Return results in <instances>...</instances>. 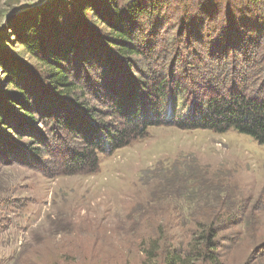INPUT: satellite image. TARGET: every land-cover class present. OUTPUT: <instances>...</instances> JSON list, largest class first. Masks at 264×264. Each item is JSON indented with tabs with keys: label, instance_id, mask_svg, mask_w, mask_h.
<instances>
[{
	"label": "rangeland",
	"instance_id": "obj_1",
	"mask_svg": "<svg viewBox=\"0 0 264 264\" xmlns=\"http://www.w3.org/2000/svg\"><path fill=\"white\" fill-rule=\"evenodd\" d=\"M164 1L157 4L161 6L159 20L145 18L138 28L147 37L155 38L156 52L166 57L170 45L175 43L180 48L181 41L189 42L186 46L192 47L183 52L187 59H193L194 53L200 56L202 50L214 46L226 48L224 62L232 65L246 60L245 67H241L252 78L250 94L264 97L263 10H260L263 11L261 22L257 23V28L263 31L256 36L251 32L256 28L255 20L225 19L240 11V3L231 6L230 11L223 3L219 12L212 0H203L200 6L199 0ZM91 2L0 0V59L24 71L22 87L35 98L31 100V111L36 119V122L28 119L9 101V94H15L14 87L0 61V114L4 113L6 125L11 126L4 130V125H0V264H161L162 258L150 263L146 259L147 252L154 249L153 240L159 239L163 245L166 237L180 239L187 234V228L182 229L184 222L202 216L213 219L222 209V215L227 209L232 211L235 225L221 234L225 236L220 238L221 264H264V145L235 130L214 133L168 125L151 127L145 138L112 155H101L99 170L94 174L46 175L54 174L55 155L46 156L45 152L49 154V150L57 148L50 118L45 114L54 93L47 89L43 65L21 44L22 35L27 27L40 26L48 43L55 48L58 43L53 41L50 23L54 19L55 24L62 16L66 19L60 23L65 28L60 33L59 45L72 43L74 38L70 42L69 38L78 36L85 46L95 45L94 50L100 54L105 50L108 31L95 20ZM145 2L155 4L154 0ZM247 12L244 10L245 15H251ZM244 32L253 41L245 44L238 37ZM145 44L143 40L137 42L141 48ZM175 58L176 54L172 55L166 67L177 72L181 65ZM156 59L153 56L147 63L156 64ZM139 60L134 64L138 66ZM69 64L75 72L80 64L76 54ZM84 66V70L89 69V65ZM210 66L200 76L204 80H217L218 76L209 73ZM156 68L160 70V65ZM169 71L168 68L167 74ZM97 73L99 76L94 74L85 80L106 78ZM231 80L229 76L222 82L231 83ZM185 81L182 79V85ZM102 94L107 93L94 88L92 98ZM181 97V103L189 98L188 106H191L193 89ZM90 103L108 113L102 102ZM169 106L166 101L163 109L168 110ZM25 122L29 125L22 128ZM64 146L82 148L80 141H70ZM23 147L40 148L42 156L33 158ZM181 161L192 165L194 162L197 168L210 171L208 178L222 176L228 188H217V193L209 187L213 181L206 177L202 186L201 183L195 187L189 185L192 189L188 194L177 191L178 180L170 175L160 176L156 168L175 167ZM158 253L162 255V250Z\"/></svg>",
	"mask_w": 264,
	"mask_h": 264
},
{
	"label": "trees",
	"instance_id": "obj_2",
	"mask_svg": "<svg viewBox=\"0 0 264 264\" xmlns=\"http://www.w3.org/2000/svg\"><path fill=\"white\" fill-rule=\"evenodd\" d=\"M91 1L90 7L95 20L103 23L108 31L105 50L100 54L99 51L94 50L95 45L91 43L85 46V41L78 36L69 38V42L74 38L72 43L59 45L60 33L65 28V26L60 27V23L66 19L62 16L55 24L54 19L50 23L53 41L58 43L55 48L48 43V38L42 34L40 26L27 27L22 35L21 44L43 65L46 70L47 89L54 93V98H50L51 106L46 107L48 111H45V114L50 118V130L54 133V144L57 148L54 151L49 150V154L45 152L46 156L53 153L55 155L54 174L46 175L94 174L99 170L101 155L109 156L128 147L132 142L145 138L151 127L158 126L168 125L181 130H209L214 133L235 130L264 145V97H252L250 94L252 78L248 76L247 70L242 68L245 67L246 60H238L229 65L224 62L227 56L226 48L222 49L218 46H214L211 50H202L200 56L194 53L193 59H187L183 52L189 51L192 47L186 46L189 42L182 41L181 43L184 44L180 45V43V48L176 47L175 43L173 46L170 45L165 51L166 57L156 52L155 38L147 37L143 32L138 31V28L140 21L145 18L159 20L161 6L157 4L165 2L164 0H154L153 5L145 0ZM122 1H124L123 7ZM212 2L216 5L214 9L219 12L223 3L228 9L240 3V11L232 12V16H227L225 19L230 22L233 18L236 20L239 17L242 20L246 18L247 21L251 18L255 20L256 28L251 30L248 25L244 27L249 28L256 36L262 33L263 30L257 28V23L261 22L264 0H212ZM202 3L203 0H199V6ZM205 5L209 6L204 3ZM102 9L105 10L104 14ZM244 10L249 11L251 15H245ZM151 11L152 14H149ZM245 35L244 32L238 37L247 44L252 38H249L248 34ZM142 40L146 42L142 46L143 49L137 45V42ZM74 54L80 62L75 72L69 64ZM174 54L177 63L181 65L177 72L173 67H166ZM153 56H156L157 63L149 65L147 61L151 62L149 59ZM137 58H140L138 66L134 64ZM1 62L14 87L15 94H9V101L20 113L36 122L31 111L33 107L31 100L35 98L22 87L24 71L20 66L7 63L5 60ZM85 64L89 65L88 70H84ZM158 65L160 70L156 68ZM208 66L211 76H218L217 80L215 78L204 80L200 76L204 70H208ZM168 68L171 71L167 74ZM97 71L106 78L98 80L101 77H97L96 81L91 82L85 80L86 77L91 78L94 74L99 76ZM229 76L232 77L231 83H223L222 80ZM182 79L187 80L184 85ZM94 88H99L107 94H102L96 99L92 98ZM190 88L193 89V100L191 106H188L189 98L185 99L186 103L185 101L181 103L180 99ZM0 92H2L1 88ZM92 100L95 103L102 102L108 113L92 105L90 103ZM166 101L170 105L168 110L163 109ZM167 111L170 115L166 114ZM2 114L4 115L3 112ZM2 114H0V125H4V130L11 128L6 125L7 120ZM106 118L114 119L115 122H109ZM28 125L25 122L21 127L27 128ZM70 141H80L82 148L68 149L64 145ZM23 149L30 151L33 158L39 159L42 156L40 148L23 147ZM192 163L193 165L181 161L176 163L175 167L174 165L157 167L156 170L164 178L170 175L172 179H177L181 186H177L176 190L188 194L191 187L200 183L202 186L203 180L206 181V177L210 174V171L197 168V165ZM208 179L213 181L209 187L214 190L228 188L225 179L220 175ZM231 187L236 189L233 185ZM216 191L219 193L218 190ZM223 211L224 209L213 219L202 216L201 219L194 218L190 222H184L182 229L187 228V234L184 233L180 239L166 237L163 245L161 240H153L154 249L147 252L146 259L150 263L162 258L161 264H221L220 238L225 237H221V234L235 225L232 211L227 209L225 215H222ZM160 249L162 255L157 254Z\"/></svg>",
	"mask_w": 264,
	"mask_h": 264
}]
</instances>
